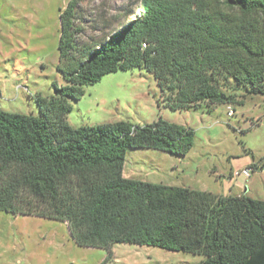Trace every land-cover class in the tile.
Here are the masks:
<instances>
[{"label": "trees", "instance_id": "obj_1", "mask_svg": "<svg viewBox=\"0 0 264 264\" xmlns=\"http://www.w3.org/2000/svg\"><path fill=\"white\" fill-rule=\"evenodd\" d=\"M81 1L59 14L64 83L35 93L36 114L0 109V211L66 222L75 244L107 251L101 264L115 243L204 257L195 264H264V200L123 176L127 150L184 156L192 128L161 117L67 120L84 87L117 70L150 72L173 110L211 112L264 94V0H143L137 16L92 44L77 40Z\"/></svg>", "mask_w": 264, "mask_h": 264}, {"label": "rangeland", "instance_id": "obj_2", "mask_svg": "<svg viewBox=\"0 0 264 264\" xmlns=\"http://www.w3.org/2000/svg\"><path fill=\"white\" fill-rule=\"evenodd\" d=\"M67 1L0 0V109L36 114L35 93L49 95L53 81L64 83L56 65L59 14ZM142 2L82 0L74 19L80 28L77 40L99 41L137 16ZM15 60L21 62V70L15 69ZM229 91L239 98L244 93L243 89ZM166 95L150 72L117 70L85 86L84 94L71 102L67 120L73 126L119 120L143 125L161 117L192 128L194 144L185 157L154 149L127 150L125 170L133 168L140 178L153 183L207 190L215 185V175L209 172L212 164L231 168L233 174L251 163H264V94L245 95L241 104L231 105L232 116L227 115L225 104L211 112L173 110L165 106ZM262 169L250 174L257 190H250L251 195H264ZM250 177L232 178L244 190ZM112 253V260L104 264H195L204 258L127 243H115ZM106 254L101 248L75 244L66 222L0 211V264H101Z\"/></svg>", "mask_w": 264, "mask_h": 264}, {"label": "crops", "instance_id": "obj_3", "mask_svg": "<svg viewBox=\"0 0 264 264\" xmlns=\"http://www.w3.org/2000/svg\"><path fill=\"white\" fill-rule=\"evenodd\" d=\"M14 67L17 70H19V69L21 70L23 68V66L19 60H15ZM17 70H15V71L17 72ZM159 151H161V150H159ZM185 156L186 155L177 156V157H185ZM124 163H125V161H124ZM252 164H256L258 166V168H256L254 171L260 170V172H262L261 171L262 167H260L261 163H251L250 165H252ZM125 168H126V164L123 165V170H122V174L124 177L143 180L142 178H140L141 176L137 174L138 172H136L133 168L128 169V171H126ZM210 171L215 175V179H214L215 185H212L211 188H209L207 190H201L200 188H192V187H188V188L201 190V191H208V192H211V193L217 194V195H233V196L247 195V196L254 198V199L264 200V195H261L257 192H256L257 193L256 195L250 194V190H252V189H253V191H257L255 189L256 186L254 184L255 183L254 177H250L249 180H245L246 185L244 187V190H242V188L239 185V183L237 182V180H235V181L233 180L234 178H232V177H234V175L232 174L231 168H228V170L227 169H219V168H217V166L215 164H212L209 167V172ZM226 174H227V176H225ZM135 175L137 177H134ZM144 181H147V180H144ZM233 181H234V183H233ZM162 184H164V183H162ZM166 185H173V184H166ZM174 186H177V185H174ZM180 187H186V186H180Z\"/></svg>", "mask_w": 264, "mask_h": 264}, {"label": "built area", "instance_id": "obj_4", "mask_svg": "<svg viewBox=\"0 0 264 264\" xmlns=\"http://www.w3.org/2000/svg\"><path fill=\"white\" fill-rule=\"evenodd\" d=\"M226 106H227L226 107L227 108V115L232 116L234 113L233 107L231 106V104H228ZM256 121H257L256 123H258V120H256ZM254 170H255V168L250 165V166H246V167H243L239 170L234 171L233 175L234 176L242 175V176L248 178V177H250V174L252 172H254Z\"/></svg>", "mask_w": 264, "mask_h": 264}]
</instances>
